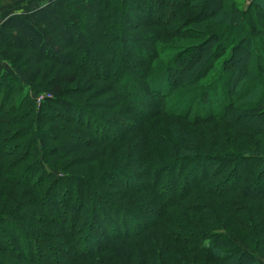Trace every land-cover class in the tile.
Instances as JSON below:
<instances>
[{"label":"trees","instance_id":"16d2710c","mask_svg":"<svg viewBox=\"0 0 264 264\" xmlns=\"http://www.w3.org/2000/svg\"><path fill=\"white\" fill-rule=\"evenodd\" d=\"M23 20L60 49L27 39L37 71L0 64L3 104L21 90L0 108V264H264V0H51L1 24V44L18 46ZM48 61L110 83L101 116L119 134L92 129L90 89L50 107L88 76L31 84ZM37 89L51 95L40 105ZM245 111L253 134L235 122Z\"/></svg>","mask_w":264,"mask_h":264},{"label":"rangeland","instance_id":"374dc122","mask_svg":"<svg viewBox=\"0 0 264 264\" xmlns=\"http://www.w3.org/2000/svg\"><path fill=\"white\" fill-rule=\"evenodd\" d=\"M49 1H51V0H0V25L3 24L5 21H7L10 17H13V16H15L18 13L37 10L38 8L42 7L45 3L49 2ZM128 18H129L128 16H125L124 19L128 21ZM26 21L27 20H23V22L15 23L16 24L15 26L20 27V32L18 34L19 38L16 41V44L18 46H13L12 45L13 47H10L11 46L10 45L9 47H5L3 44L0 43V64H3V66L12 74L13 77H16V74H15L13 68L15 69L16 67L21 66L24 69L26 67L31 66V67H34V71H37L36 67L39 66V64H37L38 62L37 63L36 62L35 63H31V57H33L34 55H37V53H36V51L34 49V46L32 44L26 43L27 39L28 40L31 39L32 43L35 45V47H37V48L43 47L42 48V50H43L42 53L43 54H45V53L46 54H50V52L58 54V50L60 49V46H59L57 40H53V42L49 41V38H50V36H52V33L50 32V29H48L46 25H44L42 22H38V21L35 22V25L38 27V30L42 34L41 37H38L37 35L32 34L33 32L28 31L27 27L24 26V23ZM31 21H33V20H31ZM80 29L81 30L83 29L82 26H81V23L77 22L76 28H72V30H70V32L68 30H64V32L66 34H69L70 36H74L75 37L76 34H77V30L80 31ZM3 40L8 42V38H3ZM61 59L63 61H64V59L66 61L68 60V59H66L64 57H61ZM45 63H47L48 65L55 63V66L58 67V68H57L56 71L54 70L52 72L54 74H52V75L50 74L49 75L50 77L49 76L45 77V74L41 73V72H44V70L39 69V74L40 73L41 74L40 75L38 74L32 80L31 84H35V83H37V82H39L41 80L50 79L52 76H55L56 74H58L59 76H62V75L64 76L65 74L67 76H71L73 74L78 75L77 73H82L83 72V74L85 76H88V77H86L87 79H85V80L82 79V77H80V78L77 77L76 83H74L73 85L70 86V89L72 91H74L73 92L74 94L62 97L60 99L61 101L55 104L56 106H54L52 104V105H50V107H55V108L58 107L57 109L61 110V107H64V106L72 107V104L77 103V102L78 103H80V102L85 103L84 101L80 100V98H79L77 93L79 92V90H82V89H85V88L86 89H90L88 94H86V95H88V96L92 95L91 97H92L93 100L91 102H88V101H86V102L90 103V105L92 107H89L88 110L94 114V117L89 119L92 122H93V120H95L94 123H92V126H91L92 129H95V126H97V125H95L96 124V120H101V122H102L101 124L102 125L108 126L109 132H111V133H116V132L118 133L119 132V130L121 129V125L119 123L111 124V122H110L111 120H109V119L107 120V119H105L104 117L101 116L103 113H105V114L108 113L107 109L101 107L102 103L107 104V103H109L111 101L112 97H115V93L114 92L106 91V89H105L106 86L110 85V83L108 81L97 82L94 87L91 86V88H90L89 75L87 73H85L84 70L83 71L79 70L77 67H74V66H71V65L69 67L64 66V65H58V63L53 62V61L52 62L48 61V62H45ZM89 63H92L91 59H90ZM245 65H247L246 61L239 62L238 63V70L239 71L243 70ZM11 67H13V68H11ZM67 72H69V74ZM12 85H13L12 86V90L9 89V92L13 91V89H15V88H18L21 84L18 81L16 82V80H14ZM103 86H105V87H103ZM181 88H182V85H180L179 89H181ZM6 89L7 88L4 87V88H2V91L6 90ZM220 89L223 90V86H221ZM37 91H38V94L37 93H32V92L30 94L36 100L37 105H40V103L42 101H45L46 98L51 97V95L49 93H47V92H43L40 89H37ZM19 92L13 91L12 92V94H13L12 95V100L9 101L5 105L3 104V101H2L3 100V94L0 93V106L2 104V107H0V108H2V110H4V111L7 110L8 107L11 106L12 102L15 100L14 98L16 96L20 95ZM241 97H242L241 88L239 87V85H237L236 90L232 94V98H236L239 101V100L242 99ZM220 99H222V98H220ZM205 106H207V105L206 104L203 105L199 101L196 102L193 105L192 112L190 113V115H191L190 117L194 118L193 114H197V113H200V112H201L200 114H204L206 110L202 111L201 109H204L203 107H205ZM149 107L150 106H147L148 110H149ZM24 111L25 110H21L20 113H23ZM249 115H250V112H248V111L242 112L240 117L237 118V120H235V122L243 123L245 125L246 129L250 133L253 134L255 132V130H254V127L252 126L253 122L248 118ZM124 118H126V117L124 116ZM54 122L61 124V122H59L58 120H55ZM135 123H137V122H135ZM248 123H250V125ZM224 126H225V128L227 127V125H224ZM225 134H228V132L226 130H225ZM233 135H236V131H234ZM258 137L254 136L255 139H258ZM74 141L76 142V140H74ZM238 142L242 143V139H240L239 137H238ZM59 147L60 146H58L57 150L55 151V153L58 154V155H60L62 152H64L63 149H61L63 147H61V148H59ZM233 151L236 152V150H233ZM94 164H98V162H95L92 165H94ZM216 164H219V162H216ZM86 166H87L86 164L82 165V166H80V169H82L83 172H86V174L91 173V172H89L90 170L88 171V168H90L91 166H88L87 169L84 170V168ZM73 168L75 169V167H73ZM73 168H72V170H73ZM80 169H78V170H80ZM70 171L71 170H67V172H70ZM258 185H263V184L258 183ZM22 189H24V187ZM198 200H199V198L193 200L192 203L196 204L198 202ZM16 208L19 209V207H16ZM226 208L228 209L229 207L227 206ZM228 212L225 213V214L230 215L231 214L230 211H228ZM35 214L37 215V217H45V215L43 214V210H37ZM219 216L224 221V216H222L220 214H219ZM66 225H69V222ZM47 239L51 241L54 238L49 236V237H47ZM40 248L41 247H38V246L35 247V249L37 251H39V252L41 250Z\"/></svg>","mask_w":264,"mask_h":264}]
</instances>
